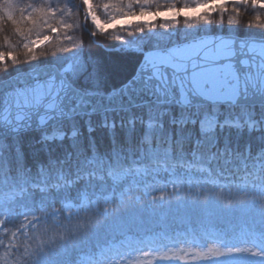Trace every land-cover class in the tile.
Here are the masks:
<instances>
[{"label": "snow or ice", "instance_id": "snow-or-ice-1", "mask_svg": "<svg viewBox=\"0 0 264 264\" xmlns=\"http://www.w3.org/2000/svg\"><path fill=\"white\" fill-rule=\"evenodd\" d=\"M83 5L101 33L98 8L131 29L105 49L115 58L78 47L65 19L52 23L73 15L67 4L0 0V31L15 26L29 63L0 76V264H264V31L195 26L216 11L223 23L225 0H195L207 10L195 16L159 0ZM163 12L173 15L155 32L144 17ZM180 16L186 27L167 31ZM44 25L68 55L31 64L47 54L36 51ZM3 40L7 72L8 58L22 60Z\"/></svg>", "mask_w": 264, "mask_h": 264}, {"label": "trees", "instance_id": "trees-1", "mask_svg": "<svg viewBox=\"0 0 264 264\" xmlns=\"http://www.w3.org/2000/svg\"><path fill=\"white\" fill-rule=\"evenodd\" d=\"M18 2L21 4V6L26 4H33L37 7L44 4L45 0H18ZM52 6H56L57 4L63 8L66 4L72 9L73 15L69 18L67 15L64 17H61L60 13H56V20L52 21L53 24H56L58 20L65 19L68 23H72L74 26L72 29L67 30V35L72 36L74 38V41L77 43L78 47L82 46L84 51L86 53H92L93 55L100 56L106 59H112L115 58L118 54L115 52H106L105 49H110L113 46H116L120 43L115 37L116 35H121L124 37V40H130L132 37L128 35V32L131 31V29L123 30L122 28H117L114 30L109 31L106 34L100 35L99 33H95V36L92 35L86 31V23H85V7L83 5V0H50ZM102 2L107 3L109 0H92L93 6L95 7L98 4H101ZM159 3L162 7V9L170 4L175 3L177 6V9H181L185 3H188L192 7H195V0H159ZM75 5V7H72V5ZM227 11L224 13V19L223 23L220 22V13L217 11L214 14L210 15L211 24L205 25L204 22H200L199 24L195 25L199 28H207L212 33H215L217 29H224L225 32H227L229 29H235L238 30L237 34L243 36L245 33L251 32V33H259L261 31H264L260 27L261 23H264V9L261 8H253L250 4L248 6H234L232 3H228L227 5ZM234 7H239V15L237 16L236 12L234 11ZM191 8V7H190ZM30 11V10H29ZM97 13L105 18L108 19L107 15L103 12L102 8L97 9ZM27 11L25 12V15H27ZM259 14L261 19L260 22H257L255 17ZM236 16L237 22L233 24H229V17ZM79 24V27L77 28L75 25ZM162 22H158L156 24V28L154 29L155 32H164L165 29L161 27ZM22 29H27L30 27V23L25 21L21 25ZM14 25L11 24V22H6L2 28L3 30L0 31V51L2 52H9L11 49L8 47V45L4 42L3 37L7 35L9 37V41L13 46L16 48V52L22 56L23 53V43L27 42L22 38L19 34L15 33L14 31ZM186 26L184 24V19H180L179 25H170V32H176L177 30L184 29ZM167 29V31L169 30ZM49 28L47 25H44L42 30L40 31H47ZM63 31V30H62ZM148 33V29H145V35ZM37 34V31H33L30 35V39ZM134 36H139L140 33L135 32L133 33ZM61 40L64 44H68L69 41L63 39V35H61ZM55 42H56V36H55ZM55 42L50 45L49 47H46L44 52H46L47 56L46 59H50L51 62L54 59L53 53H55L56 56L60 55H68L67 53L61 54L59 52H56L55 49ZM102 46V47H101ZM43 59V58H42ZM10 71V69H7V72ZM2 69H0V76H7L4 75L5 73ZM105 143H107V138H105Z\"/></svg>", "mask_w": 264, "mask_h": 264}, {"label": "rangeland", "instance_id": "rangeland-1", "mask_svg": "<svg viewBox=\"0 0 264 264\" xmlns=\"http://www.w3.org/2000/svg\"><path fill=\"white\" fill-rule=\"evenodd\" d=\"M225 3H226V5L228 3H231V0H225ZM84 7H85L84 14H85V12H86V6H84ZM206 11L207 10L205 8H203V7H201V8L191 7V8H189V9L186 10V12H187V14L189 16H195V15L203 14ZM216 12H213L211 14H214ZM97 15L100 17L101 22L104 25V27L106 29H108V31L106 33H108L111 30L117 29V28H122V29H125L126 28L125 22L123 20H120L119 22L108 23L107 22V19L101 17L98 13H97ZM165 15L171 17L173 15V13L163 12L161 16H156V17L146 16V17H144V19H154L155 24H157L158 22L164 23L163 16H165ZM129 19L132 22H135V20H136V18H129ZM179 19H184V17L183 16H180ZM85 23H86V29H87L86 31H88V33L90 34V36H91V33H93V32L94 33H99L100 35L106 34V33H101L100 31H98L95 28V26L91 22L90 17L87 18V19H85ZM170 25H171V23H170ZM168 31L170 32V28H169ZM44 35H48V36L52 37V43H49L48 41H43ZM55 36H56V34L55 33H52L50 31V29H48L47 31H40L39 32V38L42 41V43L37 45V47H36L37 53L39 54L41 52V50H43V51L47 50L45 48L46 47H49L50 45H52L55 42ZM31 39L32 40H36L37 39V34L35 36H33ZM46 56L47 55H38V58L36 60H34V61H31V64H43V63H46V62H50L49 61L50 59H46ZM21 60H22V62L19 65H15L14 66V65L11 64V59L8 58L7 63L9 65L8 69H10V71H8L7 73H5L4 75H8V74L14 73L16 71V69H22V70L28 69L29 63L28 62H23V56H21ZM156 195H160V193L157 192ZM56 207L59 208L60 205L57 204ZM4 239H5V242H7L8 239H9V237H4ZM3 251H4V249L2 247H0V254H2Z\"/></svg>", "mask_w": 264, "mask_h": 264}]
</instances>
